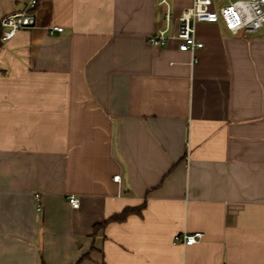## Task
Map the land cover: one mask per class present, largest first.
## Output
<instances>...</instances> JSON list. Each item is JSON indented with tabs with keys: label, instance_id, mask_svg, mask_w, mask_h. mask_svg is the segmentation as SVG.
Listing matches in <instances>:
<instances>
[{
	"label": "crops",
	"instance_id": "crops-1",
	"mask_svg": "<svg viewBox=\"0 0 264 264\" xmlns=\"http://www.w3.org/2000/svg\"><path fill=\"white\" fill-rule=\"evenodd\" d=\"M169 1L173 28L190 0ZM166 11L40 0L34 28L0 26V264H264V27L198 24L194 63L148 43Z\"/></svg>",
	"mask_w": 264,
	"mask_h": 264
},
{
	"label": "built area",
	"instance_id": "built-area-1",
	"mask_svg": "<svg viewBox=\"0 0 264 264\" xmlns=\"http://www.w3.org/2000/svg\"><path fill=\"white\" fill-rule=\"evenodd\" d=\"M40 0H26L24 10L9 14L1 19L0 26L3 28L2 41L6 42L16 36L24 29H31L36 26L34 12L39 6ZM161 4L167 6L165 13L166 28L151 35L148 43L152 46H165L170 39L179 41V49L188 52L195 63L196 52L203 48L204 44L197 40L196 27L200 23H217L222 21L228 31L233 34L255 33L264 27V0H228L224 6L215 7L214 0H190V5L185 7L180 16L175 19L176 25L172 26L174 17L169 10L167 0H161ZM62 27H51L49 33L62 32ZM173 32V33H168ZM119 176L114 177L118 182ZM37 210H41L40 194H35ZM68 202L73 209L80 207V200L75 195L68 197ZM203 237L202 233L177 235L174 242L184 246H193Z\"/></svg>",
	"mask_w": 264,
	"mask_h": 264
},
{
	"label": "trees",
	"instance_id": "trees-1",
	"mask_svg": "<svg viewBox=\"0 0 264 264\" xmlns=\"http://www.w3.org/2000/svg\"><path fill=\"white\" fill-rule=\"evenodd\" d=\"M0 35H1V31H0ZM0 39H1V36H0ZM133 213H140V210L139 209H130V208L129 209H126L124 211V213H122L120 215H117V216H112V218H110L106 222L97 224L96 227H95V230H97V229L105 226L108 222H112V223L113 222H123V221H125L127 219L128 216H130Z\"/></svg>",
	"mask_w": 264,
	"mask_h": 264
},
{
	"label": "rangeland",
	"instance_id": "rangeland-1",
	"mask_svg": "<svg viewBox=\"0 0 264 264\" xmlns=\"http://www.w3.org/2000/svg\"><path fill=\"white\" fill-rule=\"evenodd\" d=\"M223 2H226L225 0ZM168 4L170 5V7H172V2L168 0ZM164 9L166 10V6L164 5Z\"/></svg>",
	"mask_w": 264,
	"mask_h": 264
}]
</instances>
